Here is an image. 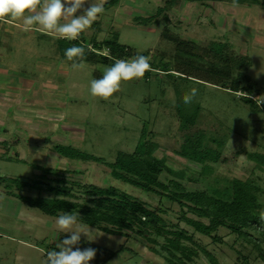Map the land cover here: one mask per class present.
I'll return each mask as SVG.
<instances>
[{
    "label": "rangeland",
    "instance_id": "374dc122",
    "mask_svg": "<svg viewBox=\"0 0 264 264\" xmlns=\"http://www.w3.org/2000/svg\"><path fill=\"white\" fill-rule=\"evenodd\" d=\"M91 3H96V0H86L84 8ZM205 4L198 1L172 5L166 0H118L104 9L97 22L82 32L84 41H89L91 33L96 40H103L109 38L112 31H118L119 42L130 49L127 60L144 53L150 57L151 66L156 68V72L145 74L146 77L122 81L120 90L107 100L90 94V81L101 78L106 66L83 60L82 68L73 69V62L62 58L65 53L62 51L63 44H60L69 40L57 38L55 34L23 31L22 21L19 20L9 18L7 22L0 21V94L4 90L10 98L17 92L14 102H6V118L4 124H0V150L2 146H7L0 155V175L4 176L0 184L7 183L15 192L36 196L38 192L32 189L17 188L16 179L30 184L41 181L44 184L40 183V186L45 187L59 182L53 179L59 173L64 176L69 174L82 182L115 186L153 208L158 200L156 194L142 192L135 186L114 179L106 164L71 158L53 149L54 144L70 145L100 156L105 161H112L116 151L133 149L139 130L144 125L147 131L154 134L151 140L159 145H152V154L156 157L163 155L165 164L173 170L184 169L183 182L186 186L203 187L213 175L254 180L261 190L259 201L264 204V165L248 156L252 152L264 154V102L259 103L264 99V9L257 3L231 0ZM157 5L166 6L163 10L170 22L167 27L170 32L196 42L199 44L197 49L206 45L208 49L217 50L226 43L240 62L241 57L248 59L246 70L235 66V72H239L240 77L248 76L253 91L251 98L258 104L255 108L238 97L240 92L234 94L221 87H228V82H213L218 87L205 83L203 80H212L195 67L196 62L192 67L184 59L188 55L183 51L174 55L169 38H160V32L166 26L164 21L151 23L145 19ZM81 14L83 9L75 15ZM102 51L106 52V49ZM192 53L188 57L195 58L196 50ZM60 63H63L61 81L64 90L60 91L64 101L57 115L51 113V119L46 114L29 123L14 117L16 109L23 112L19 104H23L26 98L35 100V103H49L54 102L57 93L60 97L55 86L44 84L47 78H56L57 71L61 70L58 67ZM46 64L50 66L43 68ZM163 68L167 71H162ZM94 73L99 75L98 78L94 77ZM23 74L31 76L32 80L25 87L16 88L17 77L24 78ZM193 87L198 89V93L191 103L185 104L182 96ZM33 93L35 96H32ZM180 110L189 115L195 114V123L185 129L178 128L176 113ZM198 128L205 131V141L210 147L217 146L210 136L217 134L215 138L223 137L219 148L226 159L208 162L210 169L206 171L201 169V164L192 165L169 147V144L177 146L184 133L190 134ZM15 149L18 150L16 155ZM47 167L51 168V172L58 169V173H46ZM165 176L169 177L165 173L161 177ZM198 177L201 181L197 180ZM70 198L81 201L80 197ZM163 200V206L168 209L161 216L173 223L178 206L168 199ZM56 220L57 217L46 215L36 207L0 194V264H44V253L55 246ZM261 225L264 226V219ZM78 227L87 233V236L81 235L109 249L124 244L133 251H119L106 264H165L161 255L151 252L146 240L137 235L106 234L82 223L73 225V230ZM218 232L224 233L223 229ZM195 238L206 245L219 263L231 264L238 256L226 244H210L207 237L199 234ZM223 239L231 242L227 236ZM260 246L264 250V244ZM234 248L241 249L252 260L255 258V251L248 244L240 246L239 242L234 243ZM253 261V264H264L259 259ZM191 264L209 263L205 256L199 254Z\"/></svg>",
    "mask_w": 264,
    "mask_h": 264
},
{
    "label": "trees",
    "instance_id": "16d2710c",
    "mask_svg": "<svg viewBox=\"0 0 264 264\" xmlns=\"http://www.w3.org/2000/svg\"><path fill=\"white\" fill-rule=\"evenodd\" d=\"M117 1L107 0L104 9L114 5ZM182 1H198L206 5L205 3L217 0H166L167 3L172 5H179ZM231 1L247 4L257 3L264 9V0ZM164 8L166 6L157 5L152 13L146 15L145 19L151 23L164 21L166 26L160 32V38H169V46L174 50V55H177L179 51H183L185 55L190 56L193 54V50H196L195 58L186 56L184 59L188 60L192 67L196 62L195 67L202 70L208 76L207 78L212 80V82L203 80L205 83H211L213 86L218 87V84L213 82L226 81L229 86H221L222 88L234 94L236 91L240 92L241 94L238 97L248 103L251 108H255L258 104L251 98L253 91L248 76L243 75V77H240L239 72H235V66L240 67L242 71L246 70L249 64L248 59L241 57L240 62L236 58L237 55L226 43L217 50L208 49L206 45L199 46L197 49L196 45L199 44H195L196 42L193 43L191 39L181 38L170 32L167 28L170 26V22L167 13L163 10ZM176 21L174 20V22ZM82 34L77 40L67 43L59 42L63 44L62 51L65 53L67 48L72 47L71 45L84 46L85 61L98 63L106 67L112 66L117 59L127 60L130 56V49L118 40V31H112V35L103 40H96L91 33L88 42L84 41ZM59 47L61 49V45ZM103 49H106V52H103ZM62 58L66 59L65 54ZM71 62L69 61V63ZM161 70L167 71L166 68ZM150 72H156V68L152 67V70L145 74L148 75ZM98 76L97 73H94V77L98 78ZM240 79L247 82L241 83ZM239 88L247 90V92ZM176 116L178 119L177 126L181 129L193 125L196 121L195 114L189 115L182 110L176 113ZM144 127L142 125L139 130L133 149L130 151H116L112 161H105L100 156L82 152L70 145L54 144L53 149L57 153L71 158L88 159L106 164L110 168L109 173L114 179L135 186L142 192L156 194L158 200L153 208L149 207V204L143 200L136 199L131 194L115 186L94 185L72 178L69 174L61 175V173H59V176L53 177V179L59 181L53 186L48 184L43 187L40 186V183L44 184L41 181L39 184L38 181L30 184L25 180L16 179L17 188L32 189L38 192L36 196L15 192L7 183L0 184V194L16 198L52 217H58L65 212L77 215V223L95 227L106 234H117L125 237L132 234L137 235L146 240L147 247L151 252L161 255L165 264H191L199 254L205 256L209 264H222L218 262L211 251L206 249V245L200 239L195 238L196 234L207 237L210 244H226L234 250L238 256L231 264H253L254 259L264 261V250L260 246L262 243L264 244V226L261 225L264 204L259 201L261 193L259 185L254 180L213 175L209 181L202 185L203 187L190 188L186 186L183 182L185 178L184 169L173 170L165 164L163 155L156 157L152 154V145H159L151 140L154 134ZM205 136V131L198 128L190 134L184 133L182 135L183 139L177 146L169 144V147L173 152L191 162L192 165L198 166L201 164V169L206 171L210 169L208 162L215 163L225 160L226 156L221 154L219 148L223 137L221 138L218 135L219 137L215 138L217 134L210 136V139L215 141L218 146L210 147L206 144ZM248 156L258 164L264 165V154L252 152ZM57 170L51 172V168H45L46 173L51 174L58 173ZM46 173L44 176H46ZM164 173L168 174L169 177L162 178L161 176ZM3 180L4 176L0 175V182ZM197 180L201 181V178L198 177ZM43 191L47 193L42 194ZM71 196L80 197L81 201L71 199ZM163 199L175 202L178 206L173 223L166 221L161 216V213H165L168 209L163 206ZM220 229H223V234L218 232ZM69 235L70 233H63L58 230L54 244L56 245L59 240ZM224 236L229 237L231 242H225ZM238 242L240 246H244V244L251 246L255 251L253 260L248 255L243 254L241 249L234 248V243L238 244ZM77 246L81 250L87 247L97 249L95 258L89 261V264H106L115 253L122 250L132 252L124 244H119L116 249H109L83 235H81L80 243ZM77 246H74L73 250ZM52 250L58 249L53 246L49 251Z\"/></svg>",
    "mask_w": 264,
    "mask_h": 264
},
{
    "label": "clouds",
    "instance_id": "9594fccd",
    "mask_svg": "<svg viewBox=\"0 0 264 264\" xmlns=\"http://www.w3.org/2000/svg\"><path fill=\"white\" fill-rule=\"evenodd\" d=\"M106 2L107 0H96V3L84 8L86 0H63V2L62 0H0V21L7 22L9 18L19 20L22 21L23 31L55 34L57 38L72 41L79 39L81 33L98 19L104 12ZM80 9H83V14L75 15ZM65 57L73 62L71 65L73 69H80L84 66L85 47L73 45L65 50ZM151 70L150 57L145 55H137L130 61L117 59L112 66L104 69L101 78L90 81V94L107 100L120 90L122 81L143 78L145 73ZM197 93V88H190L183 94L182 101L185 104L191 103ZM262 102L264 99L259 101L260 104ZM77 221V215L67 212L57 217L58 230L70 235L59 240L55 245L58 250L44 253L46 256L44 264H89V261L95 258L97 249L87 247L81 250L77 246L81 234L87 236L82 227L73 230V225H76ZM74 246H77L75 250H73Z\"/></svg>",
    "mask_w": 264,
    "mask_h": 264
},
{
    "label": "crops",
    "instance_id": "0c3cea01",
    "mask_svg": "<svg viewBox=\"0 0 264 264\" xmlns=\"http://www.w3.org/2000/svg\"><path fill=\"white\" fill-rule=\"evenodd\" d=\"M8 21V20H7ZM62 65L63 63H60V65H58V67H60V71H57L56 74V78L53 79L51 78H47L46 81L44 82V84H48L50 86H55V90L59 92L60 97L58 96V93L56 94V98L53 101L48 102H44V101H40V102H36L33 99H25V102L23 104H19L21 105V110H23L22 113L19 112L18 109H16L17 112L14 111V117L19 118L22 122H31V120H35V118L41 119V117H45L46 114L49 115L48 117L52 119V117L50 116L51 113H54L55 115H57L59 108H62L63 105V95H62V90L63 89V83L61 81L62 78ZM49 64H46L45 66H43V68H47L49 67ZM14 74V73H13ZM19 77H17L18 80V85L16 86V88H20V87H25L26 84L28 83V81L32 80L31 76H27L26 74H23L22 76H24V78H21L20 75H18ZM34 80V78H33ZM61 90V91H60ZM2 94H0V124H4L3 120L6 118V115L4 113V110L6 109V102L8 103L9 101L14 102L15 99H17V92H15L12 96H10V98L7 97V95H5V91H1ZM32 96H35V93H33ZM19 100V99H18ZM20 103V102H19ZM2 112V114H1ZM20 113V114H19ZM60 116L62 117L61 113ZM29 118V120H28ZM36 122V121H34ZM36 124V123H35ZM7 146L4 145L1 147L0 150V155H3L2 153V149H5ZM17 149H15V155L17 154ZM133 252V251H132Z\"/></svg>",
    "mask_w": 264,
    "mask_h": 264
}]
</instances>
